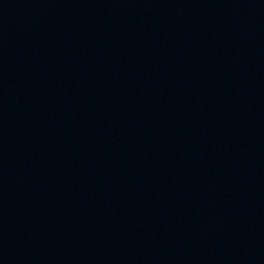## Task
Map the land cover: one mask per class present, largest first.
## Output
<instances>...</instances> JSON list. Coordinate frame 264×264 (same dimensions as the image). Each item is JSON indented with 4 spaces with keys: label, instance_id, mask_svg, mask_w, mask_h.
Returning a JSON list of instances; mask_svg holds the SVG:
<instances>
[{
    "label": "water",
    "instance_id": "95a60500",
    "mask_svg": "<svg viewBox=\"0 0 264 264\" xmlns=\"http://www.w3.org/2000/svg\"><path fill=\"white\" fill-rule=\"evenodd\" d=\"M0 264H264V0H0Z\"/></svg>",
    "mask_w": 264,
    "mask_h": 264
}]
</instances>
